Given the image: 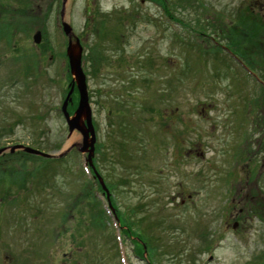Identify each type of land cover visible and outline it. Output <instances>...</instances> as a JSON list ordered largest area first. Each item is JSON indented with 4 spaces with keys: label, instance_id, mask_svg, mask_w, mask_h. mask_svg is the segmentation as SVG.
I'll return each mask as SVG.
<instances>
[{
    "label": "rangeland",
    "instance_id": "rangeland-1",
    "mask_svg": "<svg viewBox=\"0 0 264 264\" xmlns=\"http://www.w3.org/2000/svg\"><path fill=\"white\" fill-rule=\"evenodd\" d=\"M258 3L0 0V149L12 155L0 162V264H262L257 219L228 228V155L254 152L264 134ZM62 22L82 47L92 162L135 227L126 237L75 148L60 161L10 153L56 157L82 142L60 112Z\"/></svg>",
    "mask_w": 264,
    "mask_h": 264
},
{
    "label": "flooded vegetation",
    "instance_id": "flooded-vegetation-1",
    "mask_svg": "<svg viewBox=\"0 0 264 264\" xmlns=\"http://www.w3.org/2000/svg\"><path fill=\"white\" fill-rule=\"evenodd\" d=\"M258 5L260 12L259 35L262 32L261 38L264 39V0H259ZM263 82L259 80L256 83L264 89ZM257 146L254 152L244 151L246 153L244 154L239 151L235 153L230 151L228 155L231 165L228 172V228L235 232H238L241 226H251L253 218L257 219L264 232V134ZM239 158L245 161L241 166L233 168V159ZM181 202L184 201L181 200ZM229 210L231 211L229 212ZM131 238L132 241H136L135 236ZM262 264H264V254Z\"/></svg>",
    "mask_w": 264,
    "mask_h": 264
},
{
    "label": "water",
    "instance_id": "water-1",
    "mask_svg": "<svg viewBox=\"0 0 264 264\" xmlns=\"http://www.w3.org/2000/svg\"><path fill=\"white\" fill-rule=\"evenodd\" d=\"M61 29L64 36L67 39V46L65 49V55L68 62V71L71 76V81L69 85V91L67 92L62 105H61V114L65 120V124L67 127L68 136H70L74 131H77L82 136L81 144L73 145L63 153L58 156H51L48 154H44L38 150L23 147V146H14L10 148V153L12 154L15 150H21L25 154H29L31 156L40 157L44 159H61L65 157L72 149H76L79 153L85 154L86 159L85 162L87 165L92 167L94 171V175L100 184L103 195L105 196L107 203L110 206L109 201V192L103 182V180L95 173L93 168L92 159L95 148V131L92 124V116L91 109L88 100V93L86 87L85 76L81 67V58H82V47L78 38L73 34L71 28L62 22ZM41 40V34L36 32L32 37V41L34 44H39ZM74 89H76L78 94V101L76 108L72 115L67 111V107L72 103L71 95L73 94ZM6 151V149H0V156Z\"/></svg>",
    "mask_w": 264,
    "mask_h": 264
},
{
    "label": "trees",
    "instance_id": "trees-1",
    "mask_svg": "<svg viewBox=\"0 0 264 264\" xmlns=\"http://www.w3.org/2000/svg\"><path fill=\"white\" fill-rule=\"evenodd\" d=\"M0 13H1V9H0ZM251 21H252V19H251ZM68 80H70V79L68 78ZM73 94L77 95V91L74 90ZM73 94L71 95L72 103L69 104L68 107H67V111L69 112L70 115L74 112V110L76 108V105H77V100H78V98H76V97H74V99H73ZM20 155H23V154H20ZM20 155L18 153V155H13V156H20ZM22 157H25V156H22ZM6 158H12V155L11 156L8 155L7 157L4 155V156L0 157V162L5 161ZM60 160H62V159H60ZM60 160H58V161H60ZM91 175H92L93 181L95 182L97 192L100 193L101 195H103V190H102L100 184L94 179L92 172H91ZM91 188H92V186L90 187L89 193L87 195V201H88V203H91L92 201L99 203L98 200H97V197H96V195L94 193V191L92 192V189ZM103 197L105 198L104 195H103ZM113 215H114V217H116L118 219V224H119V227L121 228V230H120L121 236H122V234L125 237L128 236V233H130V231H129L130 228L128 227V223H129L130 226H133V223L132 222H127L122 217L120 218V215L117 213L116 210H114V214ZM101 220H102V222L104 221L103 218ZM94 221L97 224L96 226L99 227V225H100V223H98L99 220L94 219ZM132 228H135V227L133 226ZM132 228H131V230L133 232H135V230H133ZM136 241L138 242V244L140 243L139 242L140 240L139 241L136 240ZM138 244H136L135 251H137V253L139 255H142L143 254V249H142L143 247L141 246V244H139L140 246Z\"/></svg>",
    "mask_w": 264,
    "mask_h": 264
}]
</instances>
